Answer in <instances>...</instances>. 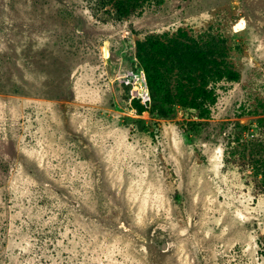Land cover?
Masks as SVG:
<instances>
[{
    "label": "rangeland",
    "instance_id": "rangeland-1",
    "mask_svg": "<svg viewBox=\"0 0 264 264\" xmlns=\"http://www.w3.org/2000/svg\"><path fill=\"white\" fill-rule=\"evenodd\" d=\"M132 3L0 0V264H264V0Z\"/></svg>",
    "mask_w": 264,
    "mask_h": 264
},
{
    "label": "trees",
    "instance_id": "trees-1",
    "mask_svg": "<svg viewBox=\"0 0 264 264\" xmlns=\"http://www.w3.org/2000/svg\"><path fill=\"white\" fill-rule=\"evenodd\" d=\"M142 1L148 0H135V3H132V5L136 6ZM120 6H124V4L121 2ZM126 13H128V11ZM167 48L168 47H165L164 43L155 39H149L148 41L141 42L139 44V59L144 66V70L147 75L148 87L153 98H157V90L159 88V73L155 68V65L159 63L157 57L160 55H165L167 57L171 56V51ZM197 57L198 59L200 58L199 55H197ZM207 66L211 65L202 63L201 73L198 76L190 75L189 84L185 85V88L181 89L177 95L182 104L200 111L202 116L209 111L208 107H206L207 103L216 101L215 88L210 86L211 78L215 82L223 80L224 78L236 79V73L222 70L220 67L221 65L217 62H213L212 65L213 69H216L215 72L207 70ZM154 108L157 110L161 109V107L157 104ZM253 157L254 159H252L251 165L256 169V174L261 177L264 183V155L256 152Z\"/></svg>",
    "mask_w": 264,
    "mask_h": 264
},
{
    "label": "bare ground",
    "instance_id": "bare-ground-1",
    "mask_svg": "<svg viewBox=\"0 0 264 264\" xmlns=\"http://www.w3.org/2000/svg\"><path fill=\"white\" fill-rule=\"evenodd\" d=\"M144 77V76H143ZM145 90V89H144ZM146 91V90H145ZM147 92V91H146ZM147 95V94H146Z\"/></svg>",
    "mask_w": 264,
    "mask_h": 264
}]
</instances>
